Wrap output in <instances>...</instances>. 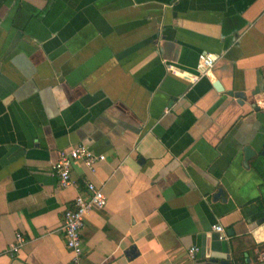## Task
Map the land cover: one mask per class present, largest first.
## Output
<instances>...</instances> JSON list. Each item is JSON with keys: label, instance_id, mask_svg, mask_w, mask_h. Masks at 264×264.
I'll list each match as a JSON object with an SVG mask.
<instances>
[{"label": "crops", "instance_id": "obj_1", "mask_svg": "<svg viewBox=\"0 0 264 264\" xmlns=\"http://www.w3.org/2000/svg\"><path fill=\"white\" fill-rule=\"evenodd\" d=\"M200 52L209 75L168 70ZM79 144L105 158L61 188ZM88 182L107 203L82 264H264V0H0V264H70L62 216Z\"/></svg>", "mask_w": 264, "mask_h": 264}, {"label": "built area", "instance_id": "obj_2", "mask_svg": "<svg viewBox=\"0 0 264 264\" xmlns=\"http://www.w3.org/2000/svg\"><path fill=\"white\" fill-rule=\"evenodd\" d=\"M219 55L212 52H200L197 55L196 73L178 72L168 67L169 71L188 78L191 83L200 77L209 75V72L219 59ZM166 109H168L166 107ZM105 156L95 153L88 146L79 144L68 150L60 152L59 159L52 163L51 172L58 179L59 187L65 188L76 186V181L71 176V164L75 160H80L90 170L94 171L95 164L103 160ZM107 203V197L103 190L93 182H88L85 188L74 197L71 207L65 209L62 216V230L65 238V246L70 255V264H82V230L85 226L86 216L93 209H102ZM212 229L219 233L220 238H225L222 226L215 224ZM25 239L20 232L15 233V240L9 244L8 252L14 254L23 246ZM198 250L197 246L189 248L188 253L192 257ZM257 258L264 260V247L255 250Z\"/></svg>", "mask_w": 264, "mask_h": 264}, {"label": "water", "instance_id": "obj_3", "mask_svg": "<svg viewBox=\"0 0 264 264\" xmlns=\"http://www.w3.org/2000/svg\"><path fill=\"white\" fill-rule=\"evenodd\" d=\"M213 86L216 89L222 90V87L219 83V81H215L213 83ZM229 95H233L238 99L239 102H243L246 100V95L243 91H234V90H229L227 91ZM244 152V165H247V161L249 158H251L254 155V151L250 148V146H245L243 149ZM223 194V190L221 188L217 189L216 192L213 193V199H217L219 196ZM133 247L129 248L126 252L129 255H133Z\"/></svg>", "mask_w": 264, "mask_h": 264}]
</instances>
